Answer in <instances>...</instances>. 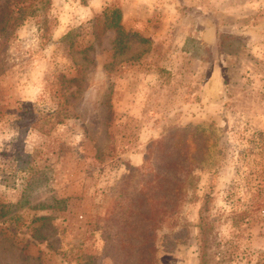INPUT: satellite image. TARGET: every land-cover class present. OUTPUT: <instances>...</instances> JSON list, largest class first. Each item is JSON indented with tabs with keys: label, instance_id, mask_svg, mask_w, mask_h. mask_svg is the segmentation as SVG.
<instances>
[{
	"label": "rangeland",
	"instance_id": "374dc122",
	"mask_svg": "<svg viewBox=\"0 0 264 264\" xmlns=\"http://www.w3.org/2000/svg\"><path fill=\"white\" fill-rule=\"evenodd\" d=\"M45 1L0 33V264H111L102 226L127 168L200 124L217 136L156 264H264V0ZM109 8L145 42L117 50L101 24L95 40Z\"/></svg>",
	"mask_w": 264,
	"mask_h": 264
},
{
	"label": "trees",
	"instance_id": "16d2710c",
	"mask_svg": "<svg viewBox=\"0 0 264 264\" xmlns=\"http://www.w3.org/2000/svg\"><path fill=\"white\" fill-rule=\"evenodd\" d=\"M32 0H5L0 5V33L5 31L15 13L22 14ZM51 0L44 2L45 8ZM33 14V13H32ZM121 12L117 8L105 9L101 16L91 21L92 34L98 38V25L102 31L112 30L114 45L123 50L135 33L124 31ZM66 83L78 84L71 78ZM212 124L172 129L161 138L151 141L146 149L141 167L127 168L116 189L102 226L104 256L111 264H156L157 232L163 225L174 224L186 197L198 186L196 169L205 168L209 160L211 139L216 137ZM250 217L243 212L233 222ZM201 245L210 241V223L200 222ZM205 236V237H204Z\"/></svg>",
	"mask_w": 264,
	"mask_h": 264
},
{
	"label": "crops",
	"instance_id": "0c3cea01",
	"mask_svg": "<svg viewBox=\"0 0 264 264\" xmlns=\"http://www.w3.org/2000/svg\"><path fill=\"white\" fill-rule=\"evenodd\" d=\"M215 77H217V75H215Z\"/></svg>",
	"mask_w": 264,
	"mask_h": 264
}]
</instances>
